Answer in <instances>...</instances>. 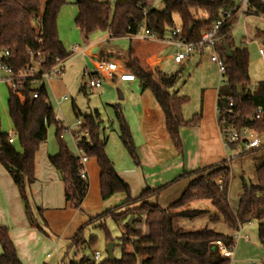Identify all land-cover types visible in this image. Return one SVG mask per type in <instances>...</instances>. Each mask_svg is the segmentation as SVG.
Here are the masks:
<instances>
[{
    "label": "trees",
    "instance_id": "obj_1",
    "mask_svg": "<svg viewBox=\"0 0 264 264\" xmlns=\"http://www.w3.org/2000/svg\"><path fill=\"white\" fill-rule=\"evenodd\" d=\"M65 5L67 0L0 2V49L9 52L6 64L12 68L14 75L21 74L26 68L30 60L29 51L43 55V72H50L58 61L66 62L71 57L59 37L57 23L59 13ZM75 5L78 11L75 25L86 40L96 33H109L113 39L136 35L146 21L147 30L159 40L165 39L169 32L180 27L181 33L177 38L196 43L225 14L234 15L240 0H163L159 8H151L150 0H76ZM250 7L255 9V15L264 14V1L250 0ZM145 10H148L147 15L144 14ZM232 18L233 21L230 20L222 28L216 45L226 68L225 84L218 90L216 106L224 110L229 106L228 98L231 97L233 113L228 114L222 110L217 118L219 123L224 118L226 124H233L240 129L249 128L260 134L264 132V114L261 120H254V116L257 108L264 110V90H251L250 53L246 47L235 44L232 29L236 17ZM39 37L42 38V43L38 41ZM167 47V44L160 41L130 38L124 66L135 76L143 91L149 90L152 93L165 116L169 138L175 149L181 153V129L199 126L202 112L189 121L185 120L183 111L189 99L172 91L178 84L179 76L167 75L149 66V60ZM226 47L231 50L230 56ZM37 81L26 79L18 83L16 92L9 89L8 113L16 142L13 145L8 144V135L3 133L0 164L17 187L29 224L43 233V229L36 224L27 188L35 182V156L40 145L47 141L48 130L52 125L56 128L58 152L50 156L49 160L61 176L65 186V200L73 210L83 212L82 205L87 196L89 181L80 177L79 155L71 152L63 138L67 128L57 120L45 84L38 89L34 88ZM85 90L84 86L83 91ZM35 93H38L37 98L33 97ZM115 117L120 140L135 165L139 166L138 148L130 125L123 111L117 107ZM80 126L82 135L76 136V145L82 156L95 158L97 161L100 168L101 199L107 201L117 194H124L126 198L115 208L91 217L67 240L65 256L70 251H75L77 255L83 249L93 247L94 238L88 242L85 240V231L90 226L99 224L105 230L104 224L108 218L115 222L123 218L134 219L124 226L119 238L122 248L120 259L111 260L108 257L94 263L92 259L84 256L79 262L72 261L69 264H235L219 254L214 242L220 240L227 247L235 248L237 241L233 237L234 233L252 222L258 223V241L264 249V146L249 151H260L256 158L257 184L250 188L245 184L238 208L234 211L228 199L231 169L226 160L214 166L184 173L166 185L146 188L138 197L133 198L131 187L119 175L108 156L107 139L101 136L99 114L85 116ZM228 147L237 146L229 145L226 148ZM181 178H191V181L180 198L167 208L161 207L158 203L161 194ZM196 201H210L217 214L211 216L205 227L194 231L186 230L181 227V220H194L207 213L199 209H189ZM37 212L46 224L42 217V208H38ZM221 222L230 229V234L216 229ZM138 223H144L146 232L136 227ZM108 239L112 241L109 236ZM0 247V264H23L10 238L9 229L2 225Z\"/></svg>",
    "mask_w": 264,
    "mask_h": 264
},
{
    "label": "rangeland",
    "instance_id": "obj_2",
    "mask_svg": "<svg viewBox=\"0 0 264 264\" xmlns=\"http://www.w3.org/2000/svg\"><path fill=\"white\" fill-rule=\"evenodd\" d=\"M99 1L106 2L108 0ZM109 1L111 2V0ZM75 2L76 0H67V5L61 9L57 20L60 30L61 28H65L66 25H70V27L74 25V18L71 19V15L76 13ZM161 5L162 4H158L156 8L161 7ZM233 19L234 18L231 20L233 21ZM236 21L237 23L233 26L234 42L236 45H240L241 43L246 45L250 53L249 74L251 78V90H264V59L259 54V48L264 50V38L260 35V32L264 31V22L258 15L242 16L236 18ZM177 26H179V22H177ZM106 34L107 33L93 34L89 40L86 41L84 38L80 37V33L77 31L73 37L69 38L68 44L64 42V47L67 52H69L70 46L73 45H78L81 49H84L88 42L95 41L96 39L101 40ZM169 38L170 32L166 35L165 39L168 40ZM96 46L98 50L96 49V51L92 53L93 56L91 54L93 60L97 59V53L99 56L104 53L106 57L121 63L118 59L123 55L126 58L130 47V38L106 39ZM175 51V47L168 45L162 53L149 60V66L153 70H159L167 75L179 76L178 84L172 91L178 92L179 96L189 99L183 111L185 120L189 121L195 115L202 112L205 100L206 103L209 101L211 108L213 107L214 91L219 90L224 85V77L219 75L218 67L211 61L210 54L195 52L183 64H176L174 60ZM91 56L85 57L82 54L71 56L64 64L62 76L56 75L51 81H37L36 84H34V88L38 89L45 84L56 118L67 128L63 138L73 154L77 156L79 154L74 139L75 135H82L79 123L83 121L85 116L98 113L101 124V136L107 139L106 151L111 160L115 163L116 169L124 170L127 169L129 165L134 169L136 165L120 140L119 127L115 117V108L121 109L125 116L129 114L131 120H129L128 123L132 135H134L133 132L135 131L136 133L134 121L136 120H132L134 119V114H131L133 110L132 105L135 96L140 94L142 90L138 82L131 84H115L110 79L103 80L102 89H90L88 86L89 80L84 77L83 72L86 68H94V63L92 59L89 58ZM2 76L3 74H0V77ZM84 86L86 89L85 91H83ZM9 89V84L0 83V124L5 134H11L13 130L7 104ZM120 92L123 96L122 98L119 97ZM147 93L153 98L152 93L149 91ZM63 95H67L69 100L58 105L57 99ZM74 106L76 109H74ZM193 132H196V129H182V140L184 145V151L182 153H177L171 145L172 154L170 153V155H167L166 161L163 162L162 165L156 167L144 160L142 162V168L137 171L136 176L133 174L125 175L131 182L130 187L133 198L138 197L145 187H160L184 173L199 168V147ZM55 133L56 128L52 125L48 130L47 141L40 145L36 153L34 170V178L36 181L39 180L40 169L38 164L41 162L40 158L58 151ZM257 138L261 146H264V132L257 134ZM226 152L227 165L231 169L228 199L231 208L236 211L240 196L246 184L245 178L249 180L251 185L257 184L256 169L258 165L256 163V158L260 155V151L242 152L238 147H228ZM0 166L3 167L1 164ZM190 181L191 178H181L178 182L167 188L159 198V205L163 208H167L175 203ZM27 195L31 206H33L34 204H40L43 194L39 187L38 189H34L33 192H30V187H28ZM119 196H123L124 199L120 200ZM125 198L126 196L124 194L113 196L112 199L110 198V201L105 203L106 206L104 211L115 208L121 204ZM194 208L206 211L207 213L205 216L194 220H181L179 223L181 227L186 230L194 231L205 227L208 225L211 216L217 214L210 201L195 202L189 207L191 210ZM131 219L132 217L123 218L115 222L111 218H108L104 224L106 227L105 230L99 227V224L87 228L85 231V240L88 242L91 238H94V245L90 249H83L77 255L75 251H70L69 254L65 256L68 247L67 240H57L47 236L46 243L37 248L34 264H69L72 261L79 262L84 256L93 260V256L97 252L101 254V259L99 261L101 262L109 257L107 249L110 243L115 244L113 252L114 258L120 259L122 248L120 247L119 238L121 237L124 226L131 223ZM136 227L146 232L144 223H138ZM216 229L224 234H230L231 232L223 222L217 225ZM242 235L243 238L245 236H247V238H244L245 241H238L236 243L235 264H252L253 261L264 260V251L258 241V223L253 222L244 225V233H242ZM108 236L112 241L108 239ZM48 254L51 255L50 258H47Z\"/></svg>",
    "mask_w": 264,
    "mask_h": 264
},
{
    "label": "crops",
    "instance_id": "obj_3",
    "mask_svg": "<svg viewBox=\"0 0 264 264\" xmlns=\"http://www.w3.org/2000/svg\"><path fill=\"white\" fill-rule=\"evenodd\" d=\"M77 13L78 11L76 7V13L71 15V19L74 18L73 26L70 27V25L69 26L66 25L65 28L63 29L61 28V30L58 28L59 37L63 45L64 42L65 44H68L67 42L69 38L73 37L75 35V32L78 31V33H80L79 29L75 25V19ZM235 23H237V21H235L233 24L235 25ZM233 29H232V34H233ZM260 35H262V37L264 38V31L260 32ZM80 37L84 38L81 33H80ZM106 39H113V38H111V35L107 33L106 36L101 40L96 39L95 41L88 42V44L84 47L85 52L83 56L85 57L91 56V54L95 52L97 49L96 45L100 44ZM75 46L78 45L70 46L69 52L71 48ZM237 46L246 47V45L242 43ZM92 56L89 58L92 59L93 58ZM96 56H97L96 60L92 59L94 66L98 60L102 58H109L106 57L104 53H102L101 56H99L97 53ZM125 59L126 58L124 55L120 56V59L118 60L121 62L120 63L121 65H124ZM62 74L58 76H62ZM112 81L115 84L116 83L131 84L136 82V81L119 82L115 79ZM148 91L149 90H145V91L142 90L140 94H137L135 96L132 105L133 110L131 112L132 115L134 114V119L132 120H136L134 121V128H136V133L135 131L133 132L134 133L133 138L134 140H137L135 141L136 142L135 144L138 148L140 165L136 166L134 169L130 165L127 167V169L124 170L116 169L119 175L122 177V179L125 180L129 184V186H131V182L125 175L133 174L136 176L137 171L140 168H142V162L144 160L156 167L162 165L163 162L166 161L167 155H170V153L172 154L171 145L177 153H180L175 149L173 143L169 138V135L166 130L165 116L161 108L155 101L153 95H152L153 98H151V96L147 93ZM214 92H215V96L213 97V104H212L213 107L211 108L209 101L206 103L205 100L202 109V119L199 126L189 127L196 129V132H193V134H195L196 136L199 147L198 169H203L206 167L217 165L227 159V152H226L227 148L225 147L223 142V138L221 135V130L217 118V112H216L218 90ZM121 96L119 97L121 98ZM65 97L68 98L67 95H63L60 98H58L57 104L60 105L61 103L69 100V98L67 100H64L63 98ZM125 117L128 122L129 120H131L129 114L128 115L126 114ZM184 128H188V127H183L182 129ZM182 129L180 132L181 138H182ZM12 134L15 135L14 127L12 133L7 135H12ZM76 136L77 135H75L74 137L75 142H77ZM17 150L19 152H22V149L19 147H17ZM183 151H184V145H183ZM57 152L52 154H47V156L40 158L41 162L38 164V167L40 169L39 180L38 181L35 180V182L30 187V192H33L34 189H38L39 187L43 194L40 204L38 203L32 206L33 213L36 219V224H38L43 229V233L34 226L29 224V221L27 220V217L25 215L23 202L21 201L18 194L17 187L14 184L7 170L0 166V225L7 227L9 229L10 238L15 246L18 257L23 264H34L36 260L37 248L38 246L44 245L46 243L47 236L53 237L57 240H69L77 233V231L85 223L88 222V220L91 217L93 218L102 214L105 210V206H106L105 203L112 199L111 198L107 201H103L101 199L100 168L97 164L96 159L91 158L88 160L85 166L87 172V179L89 181V189L87 192V196L82 205L83 212H78L73 210L70 207V204L65 200V196H64L65 186L61 179V176L59 172L51 165L49 160V157L57 154ZM114 166L116 168L115 163ZM36 168H37V164H36ZM180 176L174 178L172 181L179 178ZM172 181H169L164 185ZM146 188L149 187H145V189ZM119 199L123 200L124 197L119 196ZM194 203L195 202H193L191 205H193ZM38 208H42L43 210L42 217L43 220L46 222V224L42 222L41 220L42 218L39 216L37 212ZM241 230L242 233H244V226L241 227ZM238 241H245V240L244 238H240L237 240V242ZM1 252L2 250L0 247V254ZM50 256L51 255L48 254L47 258H50ZM234 263H236L235 257H234Z\"/></svg>",
    "mask_w": 264,
    "mask_h": 264
},
{
    "label": "built area",
    "instance_id": "obj_4",
    "mask_svg": "<svg viewBox=\"0 0 264 264\" xmlns=\"http://www.w3.org/2000/svg\"><path fill=\"white\" fill-rule=\"evenodd\" d=\"M5 0H0V2H4ZM114 2L115 0H111ZM151 1V8L156 7L158 4H162L163 0H150ZM264 1V0H260ZM255 9L250 7V0H240V5L236 9L234 15L231 13L225 14L222 19L216 21L213 27L205 32L202 35V38L196 43H189L184 40H180L177 37L181 33V28L177 27L170 33V38L159 40L153 34H151L147 28V22L145 21L143 28L141 31L136 35H129V38L140 39V40H148V41H160L167 45L174 46L176 51L174 52V60L176 64H183L188 58H190L195 52L199 53H208L211 56V61L215 63L218 67L219 75L224 77L226 73V68L224 65V61L221 59L219 53L216 50L217 42L220 38V33L222 28L230 22L232 17L240 18L242 16H254ZM148 10H145L144 14L147 15ZM264 22V14L258 13L257 14ZM41 34V33H39ZM38 41L42 43V38H38ZM85 50L80 46H75L71 48L70 54L71 56H75L78 54H84ZM259 54L264 59V50L259 48ZM30 56V60L26 65V68L22 71L21 74L14 75L13 70L6 64V60L9 56V52L0 49V74H3L0 77V83L9 84L10 89L13 92H16L18 83L22 82L26 79H33L39 81H50L56 75H60L63 72L64 64L63 61H58L57 64L50 70V72H43L41 71L42 63H43V55L40 53H33L31 51L28 52ZM84 77L88 78V86L90 89H101L103 86V80L105 79H116L119 82H135V76L127 71L124 65H121L119 62L110 59V58H102L98 60L93 69L86 68L83 72ZM225 84V80H224ZM87 86V85H86ZM20 99L24 101V98L18 94ZM34 98L38 97V93L33 95ZM67 100L68 98H63ZM229 106L226 107L224 110L221 107H216L217 114L220 112L225 111L228 114L233 113V99L230 97ZM264 114V110L262 108H257L254 120H261ZM81 124V123H79ZM221 135L223 138V142L225 147L229 145H236L242 152L243 151H251L254 149H258L261 147V143L257 138V133L249 128H237L233 124H226L224 118L220 120L219 123ZM87 134V133H85ZM3 131L1 129L0 124V149L3 145L2 139ZM7 143L13 145L16 142V136L14 134L7 136ZM88 158L82 156V152L79 150V165L81 166L79 170V175L81 178H87L86 172V164L88 162ZM233 237L236 241L240 238H243L241 228L234 233ZM244 238H247L245 236ZM214 244L217 246L219 254L226 258L231 259L234 261L235 257V248H229L225 245L223 241H215ZM101 259V254L99 252L95 253L93 256L94 263H99ZM252 264H264V260L253 261Z\"/></svg>",
    "mask_w": 264,
    "mask_h": 264
},
{
    "label": "water",
    "instance_id": "obj_5",
    "mask_svg": "<svg viewBox=\"0 0 264 264\" xmlns=\"http://www.w3.org/2000/svg\"><path fill=\"white\" fill-rule=\"evenodd\" d=\"M226 48H227V53L230 56L231 55V50H230L229 47H226ZM238 90H239V87H238ZM239 93H240V91H239ZM119 96H121V92L119 93ZM121 98H122V96H121ZM245 181H246V184L248 185V187L250 188L251 187V184H250L249 180L247 178H245ZM133 219H134V217H132L131 222L133 221ZM114 247H115V244L110 243L108 245V249H107L108 254H109V258L111 260H114L115 259L114 258V253H113L114 252Z\"/></svg>",
    "mask_w": 264,
    "mask_h": 264
}]
</instances>
